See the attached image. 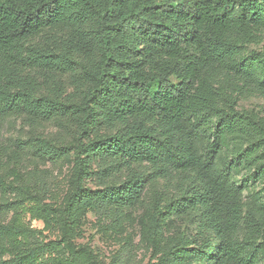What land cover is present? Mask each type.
Wrapping results in <instances>:
<instances>
[{"label":"trees","instance_id":"16d2710c","mask_svg":"<svg viewBox=\"0 0 264 264\" xmlns=\"http://www.w3.org/2000/svg\"><path fill=\"white\" fill-rule=\"evenodd\" d=\"M263 33L264 0H0V264H105L87 215L115 236L135 207L147 264H257ZM69 158L59 202L41 165Z\"/></svg>","mask_w":264,"mask_h":264},{"label":"rangeland","instance_id":"374dc122","mask_svg":"<svg viewBox=\"0 0 264 264\" xmlns=\"http://www.w3.org/2000/svg\"><path fill=\"white\" fill-rule=\"evenodd\" d=\"M261 45H264V33ZM240 108L253 109L260 115L264 116V97L251 96L245 99H241L238 102ZM10 129L5 131V134H10ZM53 126L49 125L47 131H52ZM71 158L63 161H59L56 165H51L49 162H44L41 165L42 168L50 170L59 181V202L63 201L69 188V175L71 167ZM145 217V210L141 207H135L127 210L125 219L121 226V232L115 236H108L97 230L95 219L92 215L88 214L85 225L83 226V235L77 239V242L86 245L100 262L108 264L111 256L117 250L120 243L126 239H130L136 244L134 251V258L132 264H147L151 260L150 252L147 248L139 242L141 223ZM32 226L41 227V223L38 221H32ZM191 230V227L187 225L185 221L175 217H169L165 220V232L166 234H173ZM190 231L189 233H191ZM264 250V248H263ZM257 264H264V251Z\"/></svg>","mask_w":264,"mask_h":264}]
</instances>
